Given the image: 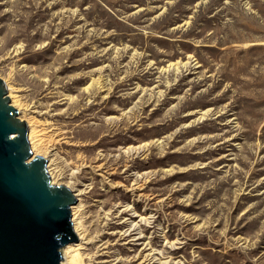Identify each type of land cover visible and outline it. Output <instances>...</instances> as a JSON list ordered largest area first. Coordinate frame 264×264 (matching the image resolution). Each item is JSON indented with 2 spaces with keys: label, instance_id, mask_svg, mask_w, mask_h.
I'll return each instance as SVG.
<instances>
[{
  "label": "rangeland",
  "instance_id": "rangeland-1",
  "mask_svg": "<svg viewBox=\"0 0 264 264\" xmlns=\"http://www.w3.org/2000/svg\"><path fill=\"white\" fill-rule=\"evenodd\" d=\"M0 76L84 187L85 264H141L129 204L165 264H264V0H0Z\"/></svg>",
  "mask_w": 264,
  "mask_h": 264
},
{
  "label": "water",
  "instance_id": "water-1",
  "mask_svg": "<svg viewBox=\"0 0 264 264\" xmlns=\"http://www.w3.org/2000/svg\"><path fill=\"white\" fill-rule=\"evenodd\" d=\"M28 126L0 76V264H62L72 228V189L52 183L47 160L31 159Z\"/></svg>",
  "mask_w": 264,
  "mask_h": 264
},
{
  "label": "bare ground",
  "instance_id": "bare-ground-1",
  "mask_svg": "<svg viewBox=\"0 0 264 264\" xmlns=\"http://www.w3.org/2000/svg\"><path fill=\"white\" fill-rule=\"evenodd\" d=\"M4 80L7 84V92L10 96L11 104L17 108L20 119L25 120L28 126L27 137L32 151L31 159L37 155L44 157L47 160L46 167L50 174L52 183L65 184L74 191L77 198V201L71 206L70 218V221H72V228L76 233L77 238L74 242L69 241L68 243H66L64 245V250L62 248V264H85L86 262L84 263L82 261V251L87 247L89 243H92L93 237L85 227V205L83 203L82 197H80L85 192L83 189L84 187L76 188L69 184V182L59 181V179L63 177V174L62 171L56 166V145L55 142L52 141V139H49L47 137V126L46 124L42 123L37 116L38 113H40L39 110L36 109L35 104L23 102L20 94L18 93V88L10 84L6 79ZM140 187L141 185L135 182L131 189L133 190V192H136L140 189ZM123 212L125 215H123V218H121V222L123 225H125V228L118 233L121 234L120 236H122L124 239L126 238L125 243H139L141 245V264H165L166 260H162V256L160 257L159 253L154 248H152L150 240L140 230V222L141 220H145L146 217H143L144 215L141 216L140 214H136L134 206L132 204L124 207ZM104 244L105 242L100 245L101 247L99 250H103V248L107 246ZM109 264L123 263L121 258L115 257L114 259L109 261ZM172 264H177V262L173 261Z\"/></svg>",
  "mask_w": 264,
  "mask_h": 264
}]
</instances>
